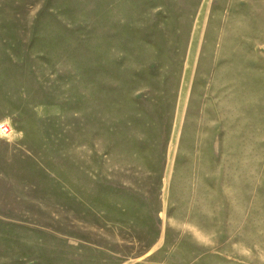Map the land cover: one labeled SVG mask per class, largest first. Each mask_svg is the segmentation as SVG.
<instances>
[{"label": "rangeland", "instance_id": "1", "mask_svg": "<svg viewBox=\"0 0 264 264\" xmlns=\"http://www.w3.org/2000/svg\"><path fill=\"white\" fill-rule=\"evenodd\" d=\"M0 264H264V0H0Z\"/></svg>", "mask_w": 264, "mask_h": 264}, {"label": "built area", "instance_id": "2", "mask_svg": "<svg viewBox=\"0 0 264 264\" xmlns=\"http://www.w3.org/2000/svg\"><path fill=\"white\" fill-rule=\"evenodd\" d=\"M10 134V128L6 124L0 125V135L8 136Z\"/></svg>", "mask_w": 264, "mask_h": 264}]
</instances>
